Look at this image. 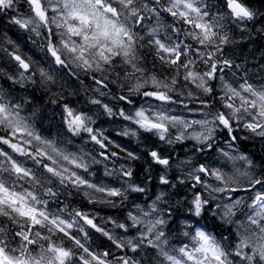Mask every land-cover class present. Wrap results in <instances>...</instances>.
<instances>
[{
    "label": "clouds",
    "instance_id": "1",
    "mask_svg": "<svg viewBox=\"0 0 264 264\" xmlns=\"http://www.w3.org/2000/svg\"><path fill=\"white\" fill-rule=\"evenodd\" d=\"M0 264H264V0H0Z\"/></svg>",
    "mask_w": 264,
    "mask_h": 264
}]
</instances>
